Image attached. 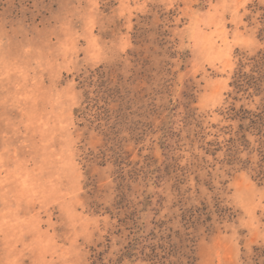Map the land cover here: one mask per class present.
Returning <instances> with one entry per match:
<instances>
[{
    "label": "rangeland",
    "instance_id": "rangeland-1",
    "mask_svg": "<svg viewBox=\"0 0 264 264\" xmlns=\"http://www.w3.org/2000/svg\"><path fill=\"white\" fill-rule=\"evenodd\" d=\"M187 254L264 264V0H0V264Z\"/></svg>",
    "mask_w": 264,
    "mask_h": 264
},
{
    "label": "trees",
    "instance_id": "trees-1",
    "mask_svg": "<svg viewBox=\"0 0 264 264\" xmlns=\"http://www.w3.org/2000/svg\"><path fill=\"white\" fill-rule=\"evenodd\" d=\"M260 257H261L260 253L256 251V253L252 257L253 262L259 261ZM180 264H196V260L192 255L187 254L183 256V260L180 261Z\"/></svg>",
    "mask_w": 264,
    "mask_h": 264
}]
</instances>
